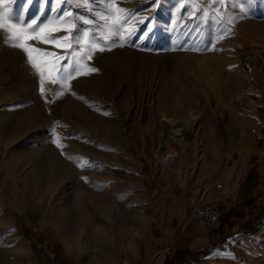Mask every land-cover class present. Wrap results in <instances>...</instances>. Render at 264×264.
<instances>
[{
    "label": "rangeland",
    "instance_id": "obj_1",
    "mask_svg": "<svg viewBox=\"0 0 264 264\" xmlns=\"http://www.w3.org/2000/svg\"><path fill=\"white\" fill-rule=\"evenodd\" d=\"M204 1L0 0V16L18 15L25 36L49 41L22 42L51 53L32 54L37 70L0 29V264H48L59 241L72 264H131L137 241L141 251L162 242V208L190 188L209 140L223 147L221 166L256 144L264 127V0ZM180 33L207 40L206 49L173 42ZM114 49L118 78L93 63ZM227 50L252 57L253 79L233 74L240 61L223 67L218 56ZM162 52V63H136ZM65 68L70 78L52 83ZM78 73L99 76L104 88L77 85ZM228 75L235 86L225 84ZM168 118L182 135L168 133ZM223 127L236 129L229 139H219ZM169 153L172 166L163 160ZM246 257L214 264H264V244L254 261Z\"/></svg>",
    "mask_w": 264,
    "mask_h": 264
},
{
    "label": "crops",
    "instance_id": "obj_2",
    "mask_svg": "<svg viewBox=\"0 0 264 264\" xmlns=\"http://www.w3.org/2000/svg\"><path fill=\"white\" fill-rule=\"evenodd\" d=\"M262 20L247 17L246 21L253 25ZM235 130L221 128L219 139H229ZM260 131L255 145L236 150L223 166L222 145L215 138L209 140L211 152L208 146L204 148L205 157L190 188L174 192L162 208L164 228L156 235L162 242L141 251L137 241L131 264L141 260L152 264H214L233 253L254 261L264 244V127ZM216 182L219 187H215ZM197 202L214 204L220 212L219 222L204 227L190 219ZM50 250L55 257H48V264H72L61 241L52 244Z\"/></svg>",
    "mask_w": 264,
    "mask_h": 264
},
{
    "label": "bare ground",
    "instance_id": "obj_3",
    "mask_svg": "<svg viewBox=\"0 0 264 264\" xmlns=\"http://www.w3.org/2000/svg\"><path fill=\"white\" fill-rule=\"evenodd\" d=\"M249 23V22H248ZM145 36V35H144ZM189 40H191L190 38H185V37H182L181 36V33L180 34H176L175 35V37H174V39L172 40L173 42H175V43H177V44H179V45H187V47H189V48H193V49H195L197 52H200V51H202V50H204V49H206V45H207V40H205V39H203V38H201V39H198V40H192V43L189 41ZM221 40V39H220ZM151 41H152V43L154 44L155 43V38H151ZM215 42V41H214ZM213 42V43H214ZM218 44V43H217ZM215 46V45H214ZM211 49V48H210ZM214 49V48H213ZM212 49V50H213ZM216 49V48H215ZM211 50V51H212ZM108 51V50H107ZM214 51V50H213ZM220 51V50H219ZM109 52V51H108ZM119 52H121V49H114L113 51H112V53H111V55H110V57H111V59H105V58H103V57H98V58H96V59H94L93 60V63L95 64V65H97V66H99V67H102L103 69H104V71H106V72H108L109 74H113V75H115V77L117 76V78L120 76V69H119V67L117 66V63H119V61H122V58H119V56L117 55V54H119ZM216 52V51H215ZM223 52V51H222ZM100 53V52H99ZM98 53V54H99ZM106 53V52H105ZM164 52H162V54H158V55H156V57H151L150 55H148V54H143V55H139V56H137L136 58H135V60H136V63H138L139 65L140 64H144V65H146V66H152L153 64H158V63H162V62H164V60L166 59V56L163 54ZM210 53V52H209ZM218 53V52H217ZM107 54V53H106ZM109 54V53H108ZM193 54H195V53H193ZM199 54V53H198ZM205 54V53H204ZM211 54V53H210ZM215 54V53H214ZM220 54V53H219ZM246 53H241V55L240 54H238V53H236V52H233L232 50H227L226 52H223V53H221L218 57L220 58V60H221V62H222V65H223V67L225 68V69H227L228 67H230V66H232V65H234L235 64V62L236 61H240L241 62V64H239L238 66H237V68H235V69H232L231 71L233 72V74H236V75H238L239 77H240V79H246V81L247 80H251V79H253L252 78V74H251V72H250V69L248 68V65H249V63L251 62V60H252V57L250 56V55H245ZM103 55V54H102ZM183 55H185V54H183ZM196 55H197V53H196ZM207 55V52H206V54H205V56ZM98 56V55H97ZM186 56V55H185ZM190 56L192 57V55H189V58L188 59H191L190 58ZM201 56H202V54H201ZM89 57V56H88ZM109 57V56H108ZM188 57V56H187ZM212 57V56H211ZM202 58H204V56L202 57ZM201 58V59H202ZM214 58H215V56H214ZM91 59V58H90ZM181 59V58H180ZM185 59V58H184ZM205 59V58H204ZM84 60V59H83ZM92 60V59H91ZM126 60H129V57H127V59ZM134 60V59H133ZM134 60V61H135ZM182 60H183V58H182ZM206 60V59H205ZM205 60H203V61H205ZM191 61H192V59H191ZM190 60H188V63L189 62H191ZM208 61H209V58H208V60H207V62L206 63H208ZM215 61V60H214ZM81 62V61H80ZM86 62H87V59H86ZM184 62H185V60H184ZM187 62V61H186ZM185 62V63H186ZM82 63V62H81ZM80 64V63H79ZM87 64H89V63H87ZM137 64V65H138ZM203 64H205V63H203ZM92 65V64H91ZM90 65V66H91ZM94 65V66H95ZM136 65V64H135ZM138 65V66H139ZM90 66H88L87 65V67L86 68H88V67H90ZM204 66V65H203ZM139 68V67H138ZM225 72V71H224ZM75 74V73H74ZM91 74V73H90ZM89 74V75H90ZM92 74H93V72H92ZM230 74V73H229ZM78 75H79V73H78ZM94 75H96V74H94ZM77 76V75H76ZM99 77V76H98ZM98 77H94V76H85V75H79V76H77L76 77V79L74 80L76 83H77V85H79V86H83V87H85V86H87V85H89V84H91V83H94V84H96L98 87H100V89L102 90L104 87H103V82L101 81V79L100 78H98ZM114 77V76H113ZM114 77V78H115ZM102 78V77H101ZM116 78V79H117ZM73 79V78H72ZM71 79V80H72ZM166 79V78H165ZM164 79V80H165ZM168 80V79H167ZM167 80H166V82H167ZM239 80V79H238ZM74 81H72V83L74 82ZM223 81V80H222ZM46 82V81H45ZM173 82V81H172ZM224 82V81H223ZM236 82H237V80L233 77V76H231V75H228V76H226V78H225V84L226 85H228V86H231V85H234V84H236ZM163 83V82H162ZM211 83V82H210ZM179 84V83H178ZM93 85V84H92ZM91 85V86H92ZM94 86V85H93ZM235 86V85H234ZM262 86V85H261ZM74 87H75V85H74ZM103 87V88H102ZM106 87V86H105ZM163 87V86H162ZM177 87V86H176ZM76 88H78L77 86H76ZM81 88V87H80ZM79 88V89H80ZM174 88H175V86H174ZM182 88V87H181ZM209 88V87H208ZM210 89V88H209ZM174 89H173V87L172 86H167V88H166V91L167 92H172ZM247 90L248 91H252L253 90V88H252V86H249L248 88H247ZM76 91H77V89H76ZM174 92V91H173ZM97 93V92H96ZM165 118H167V117H165ZM196 120H197V118L194 120V122L193 123H195L196 122ZM177 125V124H176ZM166 128H167V130H168V133L169 134H171V135H173V136H178V135H180L182 132H180L178 129H176V126H175V121H173L172 119H166ZM193 130V126L191 125L190 127H187V129H186V132L187 133H190L191 131ZM182 135V134H181ZM175 156H176V153H169V154H166L164 157H163V160H164V162L165 163H167L169 166H172V164H173V162L175 161ZM145 264H152V262H150V261H146V263Z\"/></svg>",
    "mask_w": 264,
    "mask_h": 264
},
{
    "label": "snow or ice",
    "instance_id": "obj_4",
    "mask_svg": "<svg viewBox=\"0 0 264 264\" xmlns=\"http://www.w3.org/2000/svg\"><path fill=\"white\" fill-rule=\"evenodd\" d=\"M153 3H156V0H152ZM114 7V6H113ZM117 12H122L123 9H119L116 8ZM8 21H12L11 24L8 23ZM35 23V22H33ZM85 23H91V21L85 20ZM21 24V21L19 20V16H10L7 13H4L3 16H0V29H3L5 31L8 32L9 34V39H8V43L13 46V47H18L23 49L27 54H28V58L30 61H33V66L37 68V70H39V65L35 62V59L33 57V53H37L40 56H49L51 55V53H41L39 49L37 48H32L29 47L26 43H23L22 41L24 40H39L42 43H48L49 41L47 39H45L44 37L41 36H25L23 34V28H17V25ZM38 27V25H37ZM145 27H147V25H145ZM29 30L34 32L35 28L29 26ZM152 29H149L148 34L146 35V38H150V33L152 32ZM131 35H135V32L131 33ZM94 39V38H93ZM57 46L59 47L60 45L57 44ZM101 51H103V48L100 49ZM71 71H75V72H79V68H72ZM90 71H95V69H90ZM69 76V69L65 68L64 71L60 74L58 79H53L52 83H57V82H63V80ZM62 94V93H60Z\"/></svg>",
    "mask_w": 264,
    "mask_h": 264
},
{
    "label": "built area",
    "instance_id": "obj_5",
    "mask_svg": "<svg viewBox=\"0 0 264 264\" xmlns=\"http://www.w3.org/2000/svg\"><path fill=\"white\" fill-rule=\"evenodd\" d=\"M204 2L208 3L209 0H205ZM219 186L220 184L216 182L215 187ZM189 218L194 220L200 226L210 227L219 222L220 212L212 203L197 202L192 207Z\"/></svg>",
    "mask_w": 264,
    "mask_h": 264
}]
</instances>
